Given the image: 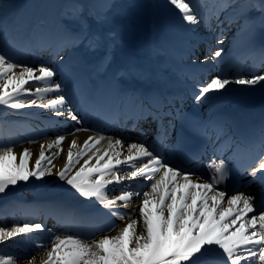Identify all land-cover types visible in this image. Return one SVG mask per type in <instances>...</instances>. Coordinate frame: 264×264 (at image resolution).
<instances>
[{
    "label": "snow or ice",
    "instance_id": "obj_1",
    "mask_svg": "<svg viewBox=\"0 0 264 264\" xmlns=\"http://www.w3.org/2000/svg\"><path fill=\"white\" fill-rule=\"evenodd\" d=\"M167 2L187 25L204 21L197 0ZM100 7L102 11L92 15L91 23L87 8L83 14L75 12L65 21L61 34L52 38L50 44L58 59L64 60L61 51L71 48L85 55L103 52L98 67L111 62V51L121 41L115 31L104 30L103 26L111 22L109 10L116 5L105 3ZM240 7L245 20L250 19L248 13L258 12L264 28V0H248ZM8 36V30L0 23V42L6 41ZM217 43L222 44L223 40L218 38ZM223 51V48L209 47L199 62L216 61ZM192 63L196 64L197 60ZM261 67H264V48L261 49ZM261 82H264V74L256 71L234 79L221 71L197 83L191 96L200 104L231 83L256 86ZM70 91L56 67L43 62H39L38 67L18 62L6 47H0V105L12 109L39 107L50 110L53 118L62 117L65 124L82 125L84 117L78 114ZM139 116L149 124L155 122V135L163 137L161 143L170 138L175 128L173 121L184 119L182 109H173L159 99L154 104H141ZM210 127L217 129L216 139H219V133L223 132L219 124L202 122L198 131L208 136ZM91 130L82 126L73 132L57 134L47 144V154L45 145L41 144L32 168L29 167L32 156L29 149L23 150L17 163L12 147L0 145V194L19 182L42 181L45 175L55 174L80 197L106 210L102 215L116 217L125 222L124 226L119 227L115 235L105 234L89 240L80 233L57 234L40 222L17 223L12 227L0 225V245L19 240L25 245L34 244L33 251L42 253L39 261L37 255L0 254V264H17L18 259H25L26 264H264V125L254 139L243 143L233 141L235 150L228 158L215 157L219 149L214 147L215 158L207 166V176L197 174L195 167L184 166L183 160L189 157L181 154L178 162L175 154L166 156L158 151L143 133L137 134L135 142L125 144L127 138H113L99 132L89 135L82 144L76 138L69 141L65 161L53 173L56 168L53 161L64 151L62 145L67 137ZM104 141L106 146L102 147ZM179 142L178 137L176 144ZM241 153L248 154L243 162ZM233 169L236 179L232 176ZM245 173L252 177L249 186L260 185L258 197L236 187L229 195L227 187H222L230 180L235 185ZM119 185H123L120 194L109 198V191H116L115 186ZM134 197L141 200L136 209L122 211L129 208ZM137 210L139 217L133 218ZM116 227L112 224L110 231ZM45 231L50 234L47 243L36 242L34 235Z\"/></svg>",
    "mask_w": 264,
    "mask_h": 264
},
{
    "label": "bare ground",
    "instance_id": "obj_2",
    "mask_svg": "<svg viewBox=\"0 0 264 264\" xmlns=\"http://www.w3.org/2000/svg\"><path fill=\"white\" fill-rule=\"evenodd\" d=\"M112 4H115L116 7L112 8L109 10L110 15L112 17L111 22L107 25H104L103 27L105 29H111L112 31H115L117 33V37L118 39L121 41V43H118L111 51V62L116 65V68L119 66V70L115 69L113 70L111 67L109 66L107 68V71H115L118 72L120 78L122 77H127L128 80H133V79H141V80H146L149 79L151 76V74L156 70V68L158 66L160 67H165L168 68L170 67L168 64V61L166 60V58H164L163 55V50H161L160 48H154L153 53L151 54L154 59L150 60V65L148 68L147 72H142L141 70H139L134 63H132L134 58H146L148 57V49L146 50L147 47V39H154L155 42H157L158 40V33H160V38H167L166 42H167V48L171 51V52H176L178 53V47L179 44L177 43L178 41V37L179 34L182 35V33L180 32L182 29V22H178V20H176L177 18H171V13L172 11H176L175 16L178 17L179 13L177 10H175L172 6H170L167 2V0H113L112 2H110ZM248 3V0H230V4L228 6V8H224L223 9V16H220V19H225L224 24H222L221 26L223 27V31L221 32V34L216 37L215 35L210 36V38H207V41L209 43H204V46H206L209 49V45L211 46V49L215 50L218 49V46L221 44L217 43V39L220 38L223 40L222 43V48L223 50L229 51L230 47H236L238 44L241 43H245L248 39V41L245 43V45L248 44L249 42V47L251 49L256 48V53H260L261 50L259 48V42H256L258 39H262V37L264 36V28L261 27V24H258L259 21V13L253 11L251 14L248 13L249 16H251V18L254 17L253 21H250V23L248 25H243L241 23L242 20H244V22L247 23V20L241 18V20L239 19V17L242 16V12L244 11L242 7H240V5H245ZM6 1L5 0H0V10L1 9H5L6 6ZM91 9L93 10L92 13L94 14L95 12H99L100 10L97 9V7L93 4L91 6ZM5 12L2 13V11H0V23L3 24V26H6V24H4V14ZM161 18L160 21L157 22L158 18ZM216 27L217 26L216 24ZM221 27V28H222ZM42 36V35H41ZM41 38H39L40 40ZM44 39V37H43ZM232 39V40H231ZM46 41L49 39H45ZM24 39L23 37L19 38L18 42L24 43ZM29 41V39H28ZM33 39H30V42H32ZM38 41V40H37ZM36 41V42H37ZM26 42V41H25ZM165 42V43H166ZM212 43V44H211ZM217 47V48H216ZM248 48L246 49L248 52ZM51 49H49L50 51ZM251 51V50H250ZM255 51V50H254ZM28 53V52H27ZM26 53V55H27ZM65 53V52H64ZM162 53V54H161ZM33 54V53H32ZM207 54V53H206ZM206 54H202L201 59H203V57ZM249 56L251 55L250 52H248ZM23 55V53H22ZM34 55V54H33ZM55 55V53H52V56ZM69 56H71V53L68 54ZM64 60H61L59 63L53 64L51 63L52 66L56 67L58 69V72L61 74V77L63 78V82L67 83L69 87L72 88H76V82L79 79L80 76V72H81V65L79 64L78 67L75 68V64L72 63V60L68 57L65 58L67 56H63ZM257 57V61L255 63H252V61H248L247 65L249 66H254L255 64H260L261 65V55L256 56ZM157 64H156V63ZM199 62V61H198ZM138 64V63H137ZM145 64V63H144ZM139 65V64H138ZM146 66V65H145ZM217 66H221L220 63H218V61H209L207 63H203L201 64L199 62V65L196 66L194 69L198 70V73L200 72L199 76L201 79H206L207 80L210 79L212 76L216 75L217 73H219V70H221V68H219ZM143 68H146L143 66ZM197 72V71H196ZM224 73L226 75H228L229 79H234L235 76L237 75H241L240 72H238L235 69H230L227 71H224ZM245 75V74H242ZM246 76V75H245ZM96 77H98L97 75L93 76L94 80L96 79ZM135 77V78H134ZM60 77H58L59 79ZM126 78V79H127ZM97 84V90L96 91H101L103 92L106 89H112V88H117L119 87V85L117 84V86H113V84H108V82L105 79L99 78L98 81L94 82V85ZM262 91L264 93V82H261V84H258L256 86H244V85H237L235 83H231L228 86H226V88L220 92L217 93H212L207 100L201 101V103L199 105H202L204 108H206L207 112H210L211 110H213L214 108H216L217 106H219L220 104L223 106H230L232 105L234 107L237 106L238 104V98L243 97L244 95H248L247 98L249 96H252L251 93L253 92H260ZM72 92V91H71ZM112 92V91H111ZM252 93V94H253ZM261 93V94H263ZM112 94V93H111ZM250 94V95H249ZM129 95V97L133 98H137L136 96H138L137 92L135 95H131L129 93H127L126 91L123 92V95ZM264 96V94L262 95V97ZM111 97V96H110ZM35 98V97H32ZM47 98H50L47 97ZM112 102L114 103V105H118L116 104L117 100L112 98L111 99ZM264 101V100H263ZM39 103V101H38ZM144 102H138L136 103V109L135 106L132 102L128 103V107L125 110H121L119 112V115L117 113V115L113 114L108 111L106 113V119H104V123H102V126H105V128H112V129H119L122 130V132H126L129 134H135L138 133V128L140 126H132L133 123L135 122L134 120V115L135 114H139L140 111V105L143 104ZM100 106V105H97ZM249 106L252 107L251 110H249L250 112H253V110L258 109L259 110H263L262 115H264V102H262V104H257V105H252L250 104ZM96 107V105H95ZM138 107V108H137ZM118 109H122L120 106L116 107ZM125 108V106H124ZM225 108V107H224ZM223 108V109H224ZM232 108H228L225 110H229L232 111ZM107 109V108H106ZM109 110V109H107ZM51 112L50 110L47 109H43V108H39V107H29V108H23V109H10L8 113H10L9 115L12 116H16V115H30L31 118L36 117L35 119H40V117H38L40 115L41 112ZM128 111V112H127ZM193 113H196L198 116L201 115V111L197 108H195L193 110ZM246 111V107H240L236 109V113L235 115L238 113V116L241 117L242 114H244ZM248 111V110H247ZM13 114V115H12ZM79 114V113H78ZM230 114V113H229ZM80 115V114H79ZM231 116H227L224 117L230 121H232V115ZM6 115L1 114L0 115V124L3 125L5 123L6 120ZM5 117V118H4ZM51 115L47 116V120H54V119H59L62 120V122L60 123V127L57 129H55V132L52 133V130H48L49 133L47 134H43V133H38V131L36 133H29V135H34V138H32L31 141H29L28 143L25 144V148L29 149L32 153V156L30 158L29 161V167L32 168L34 166L35 160L38 158L39 155V150H40V145L44 144L45 145V150H46V154L48 152L47 150V144L51 143L57 136V134H65V133H69V132H73L75 128H79V127H88V125H81V124H76L75 122H68L67 124H65L64 119L62 117L60 118H51ZM122 119H125L126 117H131L129 118V120L127 122H124ZM237 117V116H236ZM62 118V119H61ZM44 120V119H42ZM7 122V121H6ZM142 121H140L141 124ZM241 122V121H238ZM59 122H57L58 124ZM146 124H149L147 121H145ZM89 128V127H88ZM105 136H109L106 134H103ZM89 135H81V132H78L75 134L74 137L79 138V143H83V141L88 137ZM43 137V138H40ZM113 137V136H111ZM73 138L72 136H68L67 139L65 140V142L63 143L62 147L64 148L65 146H68V142L70 141V139ZM116 138V137H113ZM38 139H40L38 141ZM129 142L125 141V144H127ZM106 146V141L102 142V147ZM55 151V149L53 150ZM13 152L16 154L17 156V163H19V156L22 152V150L19 149H13ZM66 152L67 150L65 149L63 152L60 153L59 156L56 157V159L53 161V163L56 165V168L53 169V172L55 173L56 170H58L59 168L62 167L65 158H66ZM179 150L176 151L175 156H177L179 154ZM63 161V162H62ZM58 162H62L60 163V165H58ZM58 165V166H57ZM207 171H208V167H207ZM121 174H124V171H121ZM207 174H209L207 172ZM207 176V175H206ZM249 176V181L252 180V177L250 175ZM45 177H49V175H45ZM55 176H50L49 181H53V182H46L45 180L40 183H38L39 186V190L43 193V195L47 196V195H53L55 197H70V198H76V199H85L80 197L77 193H75L74 190H72L70 188V186L66 185V184H62V185H58V183L60 182V180H58V178H54ZM203 178V177H202ZM127 182H125L126 184ZM113 186H109L110 189H112ZM116 187V191H109L108 195L109 198H113L115 195H119V189L121 187H123V185H119V186H115ZM252 193L253 195L258 196L259 195V186L256 185H252ZM146 190V189H145ZM118 193V194H116ZM141 202L140 198L138 197H134L133 200L130 202V206L128 209H121L122 211H132L133 209H136V206L139 205ZM85 205L87 206L88 209H91V213L93 214H100L101 212L105 211L101 209V206L97 203H95L94 201H90L87 200L85 201ZM119 207V205L117 206ZM93 208V209H92ZM139 217V213L138 210L136 211L135 215L133 216V218H138ZM112 222L119 224V227H123L124 226V221H121L119 219H117L116 217H111L110 219ZM97 223L93 224L96 225ZM123 225V226H122ZM9 227H12L11 225ZM119 227H116V230L111 233L110 235H115L118 230ZM92 231L93 234L90 235V240L91 239H99L103 236V234L101 235V232L103 233L105 230L103 229V227L101 226H94L92 227ZM45 236V234H44ZM35 239V237H34ZM36 240V239H35ZM26 255L30 256V255H37V259L39 261L40 259V255H42V253L37 254L35 251H33V249L31 248L30 251H27ZM17 264H26V260L25 259H20L17 260Z\"/></svg>",
    "mask_w": 264,
    "mask_h": 264
},
{
    "label": "rangeland",
    "instance_id": "obj_3",
    "mask_svg": "<svg viewBox=\"0 0 264 264\" xmlns=\"http://www.w3.org/2000/svg\"><path fill=\"white\" fill-rule=\"evenodd\" d=\"M5 1L7 5L5 6V9H1L0 11H2V13L5 12L3 15H4V24H6L5 28L7 30H9L10 32H12L11 30H13L14 32V30L16 31L18 29L19 32L25 33L26 35L28 34V36L32 35L34 43L38 40V38L41 35H43L44 37L50 40L48 43L51 44L52 38L58 37L61 34L65 21L71 19L73 13L79 12L83 14L85 12V9L87 8L89 15V22L91 23L92 22L91 17L93 15L92 13L93 10L91 9V6L94 4L98 10L102 11V8L100 6L105 3H110L113 0H5ZM170 13H171V18H177L176 20H180V14L178 15V17L175 16L176 11H172ZM160 20L161 18L159 17L157 22ZM104 30L107 29L104 28ZM146 42L147 44L148 43L154 44L155 41L152 38V39H147ZM50 49L53 50L52 48ZM48 52L49 51L46 50L43 53V60H48L49 57L50 58L49 60H53L54 63L57 61L59 63L61 61L60 59L57 58V56L52 57L48 55L50 53ZM69 53H71V56L68 55ZM60 54L62 56H67L65 58L69 57L72 61L77 63V62H82V59H84L85 57L89 58L91 55H94L95 58H101L103 52L85 55V53L80 54L79 51L68 48L67 50H65V53L61 52ZM47 55L48 57H45ZM90 74H91V70L83 68L80 72L81 82L86 83L87 78ZM10 109L12 108H8L6 106L0 105V115L4 114L7 116ZM84 134L86 135V132H81V135ZM72 137L79 140V138L77 137L74 136ZM73 138H71L70 141ZM0 145H3V142L1 140H0ZM67 147L68 146H65L64 150L65 149L67 150ZM24 149L25 146L21 148L22 152ZM62 162H58V165H60V163ZM50 176H55L54 178H56V175L53 174V175H49V177H44L43 181L45 180L46 182H48ZM40 182L42 181L30 179V181L27 183L19 182L16 186H9V189L6 191L5 194H0V211H2L3 209L14 208L16 204L18 206L19 205L26 206L25 203L27 202L28 200L27 198L29 197V195L32 193H34L35 195L40 191L38 186V183ZM49 182H53V181H49ZM62 184L64 185L66 183L64 181H60L58 183V185H62ZM113 223L114 222H110V224L105 225V231L103 233L101 232V235L113 233L116 230L115 228L110 231L111 225ZM114 224L117 226V228L120 226L119 224L116 223ZM44 233H46L45 237L43 236ZM60 235H64V234H60ZM49 236L50 234H48L47 231L38 232L34 235L36 242H44V243H47ZM31 248L34 249V244L29 243L25 245L22 241L19 240L9 241L4 245H0V254H4V255L11 254L16 257H21L23 255H26L27 251H30Z\"/></svg>",
    "mask_w": 264,
    "mask_h": 264
}]
</instances>
